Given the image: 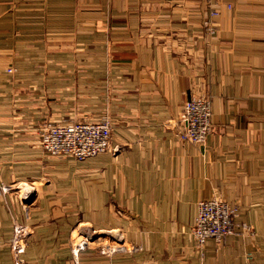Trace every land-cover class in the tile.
Instances as JSON below:
<instances>
[{"label":"crops","instance_id":"crops-1","mask_svg":"<svg viewBox=\"0 0 264 264\" xmlns=\"http://www.w3.org/2000/svg\"><path fill=\"white\" fill-rule=\"evenodd\" d=\"M198 95L203 147L177 133ZM68 119L107 120L118 153L47 159ZM0 184V264L23 224V264H264V0H0ZM218 196L234 232L196 246Z\"/></svg>","mask_w":264,"mask_h":264},{"label":"built area","instance_id":"built-area-1","mask_svg":"<svg viewBox=\"0 0 264 264\" xmlns=\"http://www.w3.org/2000/svg\"><path fill=\"white\" fill-rule=\"evenodd\" d=\"M205 22L204 26H210ZM212 111L210 100L206 96H192L183 106L179 117L178 137L184 144L205 146L212 132ZM69 122H51L43 124L39 130V144L47 159L72 157L84 161L103 153L116 155L118 149L111 148L112 125L104 119L78 120ZM0 192H11L8 185L0 184ZM25 192L21 196H25ZM25 215L28 217L27 209ZM235 209L221 198L201 201L197 204V214L190 235L196 246L213 239L222 243L227 235L234 232ZM32 232L27 224L15 225L9 240V249L14 264H23L22 255L29 243ZM92 234H84L76 243L75 253L84 252L91 245ZM121 248L120 246L116 249Z\"/></svg>","mask_w":264,"mask_h":264},{"label":"water","instance_id":"water-1","mask_svg":"<svg viewBox=\"0 0 264 264\" xmlns=\"http://www.w3.org/2000/svg\"><path fill=\"white\" fill-rule=\"evenodd\" d=\"M33 197H34V194L29 192L27 195L22 197V200H24L25 203H30Z\"/></svg>","mask_w":264,"mask_h":264},{"label":"trees","instance_id":"trees-1","mask_svg":"<svg viewBox=\"0 0 264 264\" xmlns=\"http://www.w3.org/2000/svg\"><path fill=\"white\" fill-rule=\"evenodd\" d=\"M211 133H212V132H211ZM211 133H210V134H211ZM209 136H210V135H209ZM208 138H209V137H208Z\"/></svg>","mask_w":264,"mask_h":264},{"label":"rangeland","instance_id":"rangeland-1","mask_svg":"<svg viewBox=\"0 0 264 264\" xmlns=\"http://www.w3.org/2000/svg\"><path fill=\"white\" fill-rule=\"evenodd\" d=\"M95 241V240H94ZM93 245V244H92ZM91 246V245H90Z\"/></svg>","mask_w":264,"mask_h":264}]
</instances>
